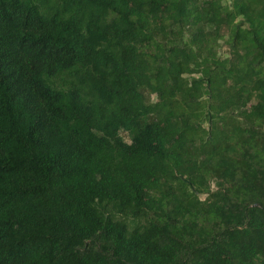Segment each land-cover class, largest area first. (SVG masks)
Instances as JSON below:
<instances>
[{"label": "trees", "instance_id": "trees-1", "mask_svg": "<svg viewBox=\"0 0 264 264\" xmlns=\"http://www.w3.org/2000/svg\"><path fill=\"white\" fill-rule=\"evenodd\" d=\"M0 264H264V0H0Z\"/></svg>", "mask_w": 264, "mask_h": 264}, {"label": "rangeland", "instance_id": "rangeland-1", "mask_svg": "<svg viewBox=\"0 0 264 264\" xmlns=\"http://www.w3.org/2000/svg\"><path fill=\"white\" fill-rule=\"evenodd\" d=\"M220 43H221V46H220L219 51H218L219 56H223V57L224 56H228V47H227V45H225L222 41H220ZM155 99H156V95L153 94L152 100H155ZM122 135H123V137H125V140L127 142H129V138L125 134H122ZM211 188L212 189L215 188V185L213 183L211 184ZM204 197H205V195H201L200 196L201 199H203Z\"/></svg>", "mask_w": 264, "mask_h": 264}]
</instances>
